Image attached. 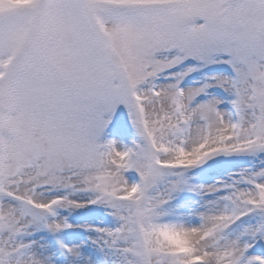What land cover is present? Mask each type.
I'll return each mask as SVG.
<instances>
[{"label":"snow or ice","instance_id":"6c2138e0","mask_svg":"<svg viewBox=\"0 0 264 264\" xmlns=\"http://www.w3.org/2000/svg\"><path fill=\"white\" fill-rule=\"evenodd\" d=\"M0 264H264V0H0Z\"/></svg>","mask_w":264,"mask_h":264}]
</instances>
